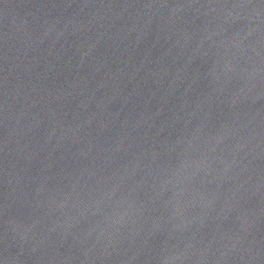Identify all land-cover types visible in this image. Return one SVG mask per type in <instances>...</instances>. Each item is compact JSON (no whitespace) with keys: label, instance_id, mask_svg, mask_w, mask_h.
<instances>
[{"label":"water","instance_id":"95a60500","mask_svg":"<svg viewBox=\"0 0 264 264\" xmlns=\"http://www.w3.org/2000/svg\"><path fill=\"white\" fill-rule=\"evenodd\" d=\"M0 264H264V0H0Z\"/></svg>","mask_w":264,"mask_h":264}]
</instances>
